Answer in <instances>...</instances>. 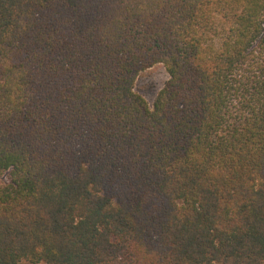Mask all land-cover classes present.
Here are the masks:
<instances>
[{
  "label": "trees",
  "instance_id": "16d2710c",
  "mask_svg": "<svg viewBox=\"0 0 264 264\" xmlns=\"http://www.w3.org/2000/svg\"><path fill=\"white\" fill-rule=\"evenodd\" d=\"M36 263L264 264V0H0V264Z\"/></svg>",
  "mask_w": 264,
  "mask_h": 264
},
{
  "label": "rangeland",
  "instance_id": "374dc122",
  "mask_svg": "<svg viewBox=\"0 0 264 264\" xmlns=\"http://www.w3.org/2000/svg\"><path fill=\"white\" fill-rule=\"evenodd\" d=\"M169 75L163 64L159 63L143 71L137 78L135 89L143 95L148 104L153 107L159 90L165 85ZM45 264V263H36Z\"/></svg>",
  "mask_w": 264,
  "mask_h": 264
}]
</instances>
